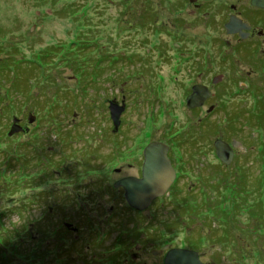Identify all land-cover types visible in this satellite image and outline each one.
<instances>
[{
    "label": "flooded vegetation",
    "instance_id": "af4514ba",
    "mask_svg": "<svg viewBox=\"0 0 264 264\" xmlns=\"http://www.w3.org/2000/svg\"><path fill=\"white\" fill-rule=\"evenodd\" d=\"M139 8L140 43H147L146 32L156 34L155 73L140 74L141 89L145 79L155 80V89L146 92L158 97L159 91L156 103L167 111L168 126L141 145L144 126L138 134L128 128L124 99V144L116 143L124 146V156L116 146L115 156L53 161L42 147H33L42 173L29 170L34 183L29 188L53 176L64 188L51 205L47 191L38 192L43 216L35 226L29 222L30 249L41 264H167V255L176 250L194 253L200 264H241L254 254L257 240L256 206H249L244 193L256 167L257 128L264 137V106L250 103V95L262 91L254 81L264 79V0H139ZM233 21L238 29L229 33ZM162 31L171 43L159 39ZM150 56V51L143 56L142 70ZM163 67L171 73H163ZM164 81H172L171 87ZM177 105L184 120L174 114ZM112 124L120 133V123ZM33 132L31 126L22 131ZM137 138L134 150L140 155L127 156ZM217 141L232 151L224 156L227 162L217 155ZM152 143L167 147L174 179L163 195L137 208L119 182L142 178L144 152ZM49 160L56 166L51 174ZM118 161L124 162L105 170ZM224 190L232 194L222 196Z\"/></svg>",
    "mask_w": 264,
    "mask_h": 264
},
{
    "label": "rangeland",
    "instance_id": "374dc122",
    "mask_svg": "<svg viewBox=\"0 0 264 264\" xmlns=\"http://www.w3.org/2000/svg\"><path fill=\"white\" fill-rule=\"evenodd\" d=\"M139 15V0H0V264H41L27 239L29 222L35 226L43 216L38 192L47 191L50 205L55 196H63L64 187L55 176L29 188L34 185L29 170L34 176L42 173L40 158H34L40 153L33 147H42L53 161L59 156H115L116 146L122 153L118 156H124V146L116 144H124V111L119 117L120 133L113 131L109 112L111 103L124 106V99L128 128L138 134L144 126L141 145L168 126L167 111L156 103L159 91L158 97L146 92L155 89V80L145 79L141 89L140 74L155 73L156 34L146 32L147 43H140ZM168 34L162 31L159 39L171 43ZM148 51L151 56L142 70ZM162 72L171 70L163 67ZM254 82L262 91L250 95V103L264 106V94H258L264 93V79ZM164 83L172 85V81ZM176 109L174 114L184 120L183 107ZM14 125L20 130L9 136ZM25 126L34 132L22 133ZM257 135L256 167L251 182H246L248 194L244 193L249 206H256V251L244 256L241 264H264V137L259 128ZM139 141L127 156L140 155L134 150ZM31 153L33 161L26 165ZM121 162L104 168L119 167ZM47 166L56 167L50 160ZM228 193L232 191L224 190L222 196ZM25 215V222L16 226Z\"/></svg>",
    "mask_w": 264,
    "mask_h": 264
},
{
    "label": "water",
    "instance_id": "95a60500",
    "mask_svg": "<svg viewBox=\"0 0 264 264\" xmlns=\"http://www.w3.org/2000/svg\"><path fill=\"white\" fill-rule=\"evenodd\" d=\"M236 22L230 23L227 28L229 33H235L238 29L234 27ZM232 26V28L230 27ZM244 27V25H241ZM191 102V98L189 99ZM110 116L114 123V127L119 125L120 114L124 110V106H118L115 103L109 106ZM15 121V119H14ZM31 122V118L28 119ZM20 127L17 125L12 126L9 136L18 132ZM217 155L223 161L227 160L224 156H232L231 149L225 144L217 141L215 143ZM167 147L161 143H152L147 146L144 152L145 163L141 179H128L119 182V185L126 188V199L134 207L142 208L141 204L147 205L152 199L159 197L165 193L174 179V172L169 165L166 157ZM141 205V206H140ZM174 256L171 262V258ZM167 264H200L194 253L176 250L167 255Z\"/></svg>",
    "mask_w": 264,
    "mask_h": 264
},
{
    "label": "clouds",
    "instance_id": "9594fccd",
    "mask_svg": "<svg viewBox=\"0 0 264 264\" xmlns=\"http://www.w3.org/2000/svg\"><path fill=\"white\" fill-rule=\"evenodd\" d=\"M18 219H19V223L16 226H19V225H21V224H23L25 222L26 215L21 217V218H18Z\"/></svg>",
    "mask_w": 264,
    "mask_h": 264
},
{
    "label": "trees",
    "instance_id": "16d2710c",
    "mask_svg": "<svg viewBox=\"0 0 264 264\" xmlns=\"http://www.w3.org/2000/svg\"><path fill=\"white\" fill-rule=\"evenodd\" d=\"M28 164V159H26V165Z\"/></svg>",
    "mask_w": 264,
    "mask_h": 264
}]
</instances>
